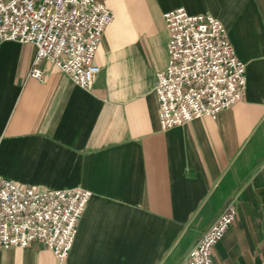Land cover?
Segmentation results:
<instances>
[{"label":"crops","instance_id":"1","mask_svg":"<svg viewBox=\"0 0 264 264\" xmlns=\"http://www.w3.org/2000/svg\"><path fill=\"white\" fill-rule=\"evenodd\" d=\"M112 13L84 90L36 47L0 42V176L92 194L68 258L0 250V264H179L227 203L214 264H264V0H95ZM211 15L246 66L244 98L216 119L163 130L156 75L169 61L164 14Z\"/></svg>","mask_w":264,"mask_h":264},{"label":"built area","instance_id":"2","mask_svg":"<svg viewBox=\"0 0 264 264\" xmlns=\"http://www.w3.org/2000/svg\"><path fill=\"white\" fill-rule=\"evenodd\" d=\"M112 13L95 0H0V42L36 47L29 77L42 81L50 61L84 90L100 68L94 63ZM169 33L168 65L156 75L155 93L163 130L218 115L245 95L246 66L227 30L211 15L183 8L164 14ZM92 194L80 187L46 189L0 176V250L41 245L66 261ZM231 199L179 264H214L215 246L233 227Z\"/></svg>","mask_w":264,"mask_h":264}]
</instances>
